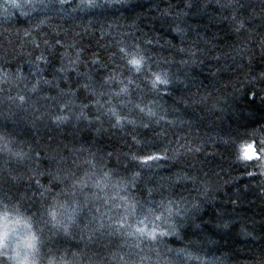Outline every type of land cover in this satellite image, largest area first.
Wrapping results in <instances>:
<instances>
[{
	"label": "trees",
	"instance_id": "16d2710c",
	"mask_svg": "<svg viewBox=\"0 0 264 264\" xmlns=\"http://www.w3.org/2000/svg\"><path fill=\"white\" fill-rule=\"evenodd\" d=\"M88 2L0 0V214L29 264H264V0Z\"/></svg>",
	"mask_w": 264,
	"mask_h": 264
},
{
	"label": "snow or ice",
	"instance_id": "6c2138e0",
	"mask_svg": "<svg viewBox=\"0 0 264 264\" xmlns=\"http://www.w3.org/2000/svg\"><path fill=\"white\" fill-rule=\"evenodd\" d=\"M14 6L19 7V5H14ZM86 6L87 7H96L97 5H95L94 3L91 2V0H89V2L87 3ZM128 63L130 65H132V66H136L137 67V71H139V67L142 65V60L134 58V59L129 60ZM58 71H62V69L58 70ZM156 82L163 83V84H167L168 83L167 80H161L160 76H156V79H155V81L153 83L155 84ZM45 83H49V82L45 81ZM20 100L23 101L24 98L20 97ZM113 114H115V113H113ZM57 119H60V117H57ZM252 155H254V153ZM252 155L245 154V158L251 159ZM157 159H160V157L159 156H147L144 159L143 162L147 163L148 161H153V160H157ZM81 183H83V182H81ZM60 207L63 208V210H64L63 214L67 215V219L70 222L74 220L75 215L79 211V205L78 204H76L75 206H72L71 208H69L66 205H60ZM129 207L131 208V212L134 214L135 211H136L135 207L134 206H129ZM151 211L152 210L149 209V212H151ZM48 214L52 217L53 220L56 219L57 212L55 210H49ZM8 217L9 216H8V214L6 212L3 213V214H0V237H3L5 235H7L6 227H7V223L9 222L8 221ZM146 219H147V217L145 216L144 219L139 220L138 223L141 224V225H144V220H146ZM156 219H160V217L158 216V217H156ZM18 221L19 220H17V222ZM115 223L117 225L116 231H121V230L125 229L126 227H131L130 225H126V218L125 217H121L119 220L115 221ZM100 227H104L103 223L100 224ZM165 234H167V233H159V235H165ZM127 235L128 236H133V235L145 236L146 235L150 240H155V239H157L158 233H157V230H156L155 227L152 230L149 231L146 226H142V227H136L134 229V231L127 232ZM32 239H33V241H36V237L35 236H32ZM29 248H30L31 251L25 257V259L28 262V264H29L28 257H29V255L32 254V252L36 248L35 243L30 244ZM0 249H4V246L0 245Z\"/></svg>",
	"mask_w": 264,
	"mask_h": 264
},
{
	"label": "clouds",
	"instance_id": "9594fccd",
	"mask_svg": "<svg viewBox=\"0 0 264 264\" xmlns=\"http://www.w3.org/2000/svg\"><path fill=\"white\" fill-rule=\"evenodd\" d=\"M6 227L7 235L0 237V245L4 246L5 250L11 249L17 259V264H28L25 257L31 251L30 244H33L32 235L30 232L24 231L26 225L22 226L18 231V226L21 222L14 218L8 217Z\"/></svg>",
	"mask_w": 264,
	"mask_h": 264
}]
</instances>
